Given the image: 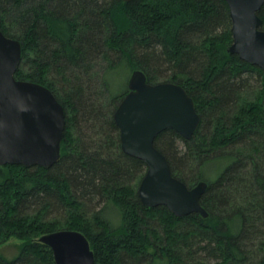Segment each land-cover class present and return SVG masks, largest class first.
<instances>
[{
  "label": "trees",
  "instance_id": "1",
  "mask_svg": "<svg viewBox=\"0 0 264 264\" xmlns=\"http://www.w3.org/2000/svg\"><path fill=\"white\" fill-rule=\"evenodd\" d=\"M264 29V3L258 11ZM0 30L21 43L15 78L48 87L65 110L51 166H0V264H55L38 238L85 235L94 264H264V71L230 54L225 0H0ZM141 69L193 98L186 139L155 138L173 176L205 181L203 217L143 205L145 163L121 150L113 113Z\"/></svg>",
  "mask_w": 264,
  "mask_h": 264
},
{
  "label": "water",
  "instance_id": "2",
  "mask_svg": "<svg viewBox=\"0 0 264 264\" xmlns=\"http://www.w3.org/2000/svg\"><path fill=\"white\" fill-rule=\"evenodd\" d=\"M128 1V0H125ZM231 19L230 54L264 71V29L258 11L264 0H225ZM21 59V43L0 30V166L21 164L45 168L60 158L65 130V110L45 85L15 78ZM264 115V97L262 99ZM119 128L121 150L141 159L146 171L137 194L147 207L165 206L177 217L191 213L208 216L201 203L205 181L189 187L173 176L165 155L154 141L172 129L189 139L200 116L193 98L180 84H151L141 69L128 79V92L113 113ZM38 241L51 251L55 264H94V252L83 233L59 229L41 235Z\"/></svg>",
  "mask_w": 264,
  "mask_h": 264
},
{
  "label": "rangeland",
  "instance_id": "3",
  "mask_svg": "<svg viewBox=\"0 0 264 264\" xmlns=\"http://www.w3.org/2000/svg\"><path fill=\"white\" fill-rule=\"evenodd\" d=\"M22 243V240L16 237H10L6 242L0 245V252L7 257H12L17 253V246Z\"/></svg>",
  "mask_w": 264,
  "mask_h": 264
}]
</instances>
